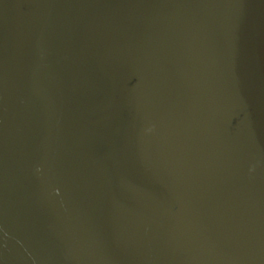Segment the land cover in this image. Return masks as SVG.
I'll use <instances>...</instances> for the list:
<instances>
[{"label": "water", "instance_id": "obj_1", "mask_svg": "<svg viewBox=\"0 0 264 264\" xmlns=\"http://www.w3.org/2000/svg\"><path fill=\"white\" fill-rule=\"evenodd\" d=\"M0 264H264V0H0Z\"/></svg>", "mask_w": 264, "mask_h": 264}]
</instances>
